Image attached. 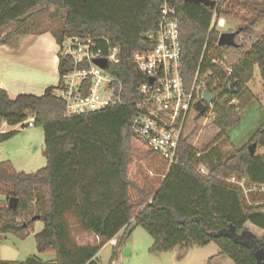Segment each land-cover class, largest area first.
<instances>
[{"label": "trees", "instance_id": "obj_1", "mask_svg": "<svg viewBox=\"0 0 264 264\" xmlns=\"http://www.w3.org/2000/svg\"><path fill=\"white\" fill-rule=\"evenodd\" d=\"M168 2L177 14L186 90L199 66L213 73L209 84L218 80L221 86L225 73L210 65L211 60L237 56L235 62L228 60L232 64L228 82L234 84V92L228 89L223 95L238 102L239 112L219 105L213 109L212 125L219 130L214 141L230 143L229 133L257 104L247 88L255 67L264 83V35L258 36L253 29L257 19H264V1ZM234 2L247 5L255 17L229 31L238 32L236 47H219V33L209 31L212 16L216 11L226 17ZM160 5L161 0H0V46L33 33L29 26L33 11L45 6L64 13L61 28L52 33L58 46L65 38L91 35L119 47L122 62L108 69L122 81L125 103L66 117L65 104L54 95V87L42 96L19 95L14 100L0 89V118L9 127H25L31 114L35 126L43 130L46 161L44 168L30 174L18 173L9 161H0V196L5 198L0 204V234L24 239L40 222L42 229L33 234L35 251L55 256L50 263L30 258L24 263L0 264H97L100 249L123 230V238L112 250L114 260L132 234V221L152 238L151 254L168 253L178 246L190 249L214 244L218 257L225 256L234 264H256L254 253L264 248V234L258 238L246 225L264 232V205H247L239 189L219 182L218 177L236 175L250 184L264 185V154L251 156L248 151L252 144L264 148V124L259 122L245 144L232 146L224 158L206 161L205 176L198 170L201 162L188 145V137L180 141L179 164L169 165L138 141L130 128L135 114L132 102L139 99L138 87L146 77L128 60L135 52L152 49L144 35L156 29ZM8 27L11 30L6 31ZM244 36L252 38L250 46L242 42ZM72 67L70 58L58 54V87ZM14 135L13 131L0 134V143ZM10 198L17 199L15 210L7 207ZM73 232L89 233L96 243L79 245Z\"/></svg>", "mask_w": 264, "mask_h": 264}, {"label": "built area", "instance_id": "obj_2", "mask_svg": "<svg viewBox=\"0 0 264 264\" xmlns=\"http://www.w3.org/2000/svg\"><path fill=\"white\" fill-rule=\"evenodd\" d=\"M225 27L224 17L214 11L209 31L215 30L220 35ZM144 37L153 45L152 49L135 52L128 60L146 77V82L138 87L139 99L132 102L135 114L130 128L138 141L159 154L169 165H177L179 144L190 123L197 120L202 127H207L216 118L213 111L215 105L238 106L235 99L223 95L230 89L228 78L232 64L227 56L222 59L213 57L210 65L223 70L226 76L222 85H219L218 80L209 84L213 73L209 69L203 71L199 66L189 90H186L182 78V48L177 14L168 0H161L156 29ZM57 50L58 54L73 62L72 69L62 78V85L54 91V95L65 104L66 117L87 115L125 104L121 98L124 85L108 69L122 62L120 49L109 39L91 35L68 37ZM97 60H104L105 68L96 65ZM150 78L152 82H149ZM205 91L214 95L212 102H204ZM199 102L206 107L203 115L195 108ZM235 112L239 110L235 108ZM34 120L33 117L29 118L25 126L33 128ZM191 149L199 156L197 151ZM200 171L202 175H208L203 169ZM218 180L239 189L249 205H264V185L250 184L245 177L236 175H223ZM251 195H261L263 199L253 200Z\"/></svg>", "mask_w": 264, "mask_h": 264}, {"label": "rangeland", "instance_id": "obj_3", "mask_svg": "<svg viewBox=\"0 0 264 264\" xmlns=\"http://www.w3.org/2000/svg\"><path fill=\"white\" fill-rule=\"evenodd\" d=\"M263 1L264 0H262V2ZM230 6H232L231 8L233 9L234 18H230V21L228 20L227 26L222 32L235 31L239 26L244 25L242 19H247L249 21L255 17V15L251 16L243 6L235 5L234 3H231ZM33 12L35 14L34 18L29 23L32 32L50 31L52 34L61 28V23L63 22L64 17L63 12L56 13V10L53 7L45 8V6H39ZM231 21H235L239 26H232ZM255 25L256 24L254 23L253 28ZM261 27L264 28V23H262ZM5 30L9 31L11 30V27H8ZM241 40L242 42L244 40L247 46H250L252 42V38L245 36L242 37ZM236 59L237 56L234 55L228 60L235 62ZM263 84L264 83L259 75V70L255 67L253 78L248 83V89L254 93L255 97L264 107ZM262 90L263 93H261ZM254 108H259L258 102ZM254 108L253 110L249 109L245 113V118L242 124L229 133L230 143L226 142L224 139L214 141L219 132L215 130L216 128H214L213 125L202 127L197 120L194 121L193 124H189L185 137H188V145L199 154L198 159L201 162V164L198 165L199 171L200 169H203V171L208 172L206 161L209 160L214 162L218 158H224L231 151L232 146H239L240 143V145L245 144L247 136L257 127L259 119L264 123V116L259 114L260 112ZM258 114L261 118L258 117ZM37 129H39L37 126L33 129H29L26 126L22 127L21 125L15 128L3 125L0 131H16L18 133L11 141H9L5 148L1 145L0 153L3 157L2 161H10L14 163L19 171L23 169L24 171H29L28 173H35L44 168L46 161L42 155L43 139L40 130ZM7 151L12 154H9ZM262 152L263 150L256 147L255 154H261ZM251 196L253 200L261 201L263 199L261 195L257 197L253 195ZM4 201L5 198L0 196V204ZM17 222L21 223L22 220L18 219ZM36 223L34 224V227ZM41 227L40 223L34 231L41 230ZM129 230H132V234L129 238L124 240L116 259L112 260V250L115 247L116 242L122 237V234L116 236L113 245L107 243L100 249L96 256L97 264H234L227 257L219 258L217 256L218 248L214 244H209L205 247H192L191 249L178 246L175 251L171 253L151 254L149 249L153 244L152 238L142 228L135 227L133 221L131 222ZM35 233L36 232H31L24 239H18L12 234H2L0 236V261L24 263L30 258H35L40 263L51 260L53 261L55 259L54 255H38L36 253L33 239V234ZM230 235L234 237L233 233H230ZM73 237L79 245H94L96 243L94 236L89 233L73 232ZM125 249L130 251L128 255H124Z\"/></svg>", "mask_w": 264, "mask_h": 264}, {"label": "crops", "instance_id": "obj_4", "mask_svg": "<svg viewBox=\"0 0 264 264\" xmlns=\"http://www.w3.org/2000/svg\"><path fill=\"white\" fill-rule=\"evenodd\" d=\"M249 1H255V0H249ZM257 1L262 2V0H257ZM234 4L236 5L237 3L234 2ZM237 5L245 7V10L248 11V13L251 16L255 15V12L248 9L247 5L246 6L240 4ZM230 18H234L233 9L230 10L229 15L224 17L226 26L228 20L230 21ZM242 22H244L243 19ZM262 23H264V19H257L255 22L256 25L253 28L254 32L257 33L258 36L264 35V28L261 27ZM231 24L232 26L235 27L239 26V24H236L235 21L233 22L231 21ZM57 48L58 45L56 44L55 39L53 38L50 31L33 32L29 35H23L19 37L12 44L1 45L0 46V89L7 93L8 98L10 100H14L19 95L42 96L48 87L56 88L59 83V74L57 71V64H58ZM247 88H248V84H247ZM249 91L253 94L255 100L258 102V105L260 106L259 109L258 108H254V109H257L260 112L259 114H262V116H264V107L262 106L260 101L255 97L254 93L251 90ZM261 93H263V90ZM259 114L258 117H260ZM259 122H261V119H259ZM3 125H7V124L2 120V122L0 123V129L2 128ZM15 127H11V128H15ZM33 128H29V129H33ZM37 130H40L42 139L44 140L42 128L39 127V129ZM215 130L219 132L217 128ZM5 133H8V131H3V130L0 131V134H5ZM17 133L18 132H16V135ZM13 137H15V135ZM13 137L5 142H1L0 147L2 145L5 148L9 143V141L13 139ZM260 149L263 150L261 154H264V148H260ZM7 152L9 153V151ZM261 154H257V155H261ZM0 155L2 161L3 159L2 154L0 153ZM10 163L12 164L16 172L30 174L28 173L29 171H24L23 169L19 171L17 167L14 165V163L12 162ZM247 204L249 205L248 202ZM39 224L40 222L36 223L34 230L37 229ZM246 228L248 231L253 233L258 238L262 237L264 234L262 230L254 227L251 224H247ZM40 229H42V227ZM39 231H34V232L38 233ZM122 233L123 230L120 231L118 235ZM115 238L116 237H114L108 243L110 245H113V241ZM94 239L97 240L95 237ZM175 249H173L171 252H174ZM222 257L225 256H219V258ZM95 261L97 262L96 258ZM50 262H52V260L44 263H50ZM177 264H181V263H177Z\"/></svg>", "mask_w": 264, "mask_h": 264}, {"label": "water", "instance_id": "obj_5", "mask_svg": "<svg viewBox=\"0 0 264 264\" xmlns=\"http://www.w3.org/2000/svg\"><path fill=\"white\" fill-rule=\"evenodd\" d=\"M205 0H183L184 3L189 4V3H203ZM238 34V32H223L219 35L217 45L219 47H236L235 43V36ZM95 64L98 65L101 68H105L106 62L104 60H97L95 61ZM152 78L149 79V82H152ZM234 84L230 85L231 92L233 91ZM214 95L211 94L209 95L207 91L203 94V100L206 103L212 102L213 101ZM196 111L200 113L201 115L204 114L205 112V105L202 102H199L196 105ZM2 122V119L0 118V123ZM255 150H256V145L252 144L248 147V151L251 156L255 155ZM17 205V199L15 198H10L7 201V207L8 209L15 210ZM130 253L129 250L125 249L124 250V255H128ZM255 259H256V264H264V248H260L256 250L254 253Z\"/></svg>", "mask_w": 264, "mask_h": 264}, {"label": "bare ground", "instance_id": "obj_6", "mask_svg": "<svg viewBox=\"0 0 264 264\" xmlns=\"http://www.w3.org/2000/svg\"><path fill=\"white\" fill-rule=\"evenodd\" d=\"M203 115V114H202ZM27 122V121H26ZM35 127V126H34Z\"/></svg>", "mask_w": 264, "mask_h": 264}]
</instances>
